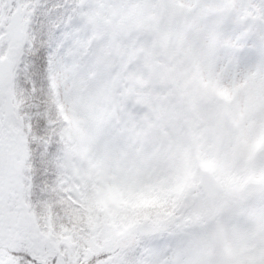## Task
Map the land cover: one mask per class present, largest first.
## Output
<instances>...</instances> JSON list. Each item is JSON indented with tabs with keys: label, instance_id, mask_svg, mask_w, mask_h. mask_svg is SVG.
I'll return each mask as SVG.
<instances>
[{
	"label": "snow or ice",
	"instance_id": "6c2138e0",
	"mask_svg": "<svg viewBox=\"0 0 264 264\" xmlns=\"http://www.w3.org/2000/svg\"><path fill=\"white\" fill-rule=\"evenodd\" d=\"M0 264H264V0H0Z\"/></svg>",
	"mask_w": 264,
	"mask_h": 264
}]
</instances>
